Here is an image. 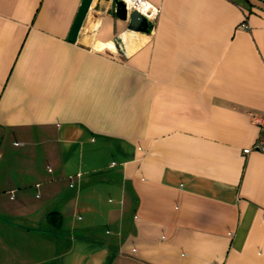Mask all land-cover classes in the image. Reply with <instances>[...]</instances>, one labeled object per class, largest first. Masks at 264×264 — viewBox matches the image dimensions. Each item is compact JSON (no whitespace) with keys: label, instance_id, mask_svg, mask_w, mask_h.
Returning a JSON list of instances; mask_svg holds the SVG:
<instances>
[{"label":"crops","instance_id":"1","mask_svg":"<svg viewBox=\"0 0 264 264\" xmlns=\"http://www.w3.org/2000/svg\"><path fill=\"white\" fill-rule=\"evenodd\" d=\"M82 1L0 0V264H264V0Z\"/></svg>","mask_w":264,"mask_h":264},{"label":"water","instance_id":"2","mask_svg":"<svg viewBox=\"0 0 264 264\" xmlns=\"http://www.w3.org/2000/svg\"><path fill=\"white\" fill-rule=\"evenodd\" d=\"M92 0H83L79 8L75 21L72 25L68 39L76 41L79 31L82 27L84 19L87 15L88 9L91 5ZM112 9L117 18L128 21V28L134 31L151 32L154 23L142 12L136 8L128 9L127 4L124 0H112ZM121 40L116 38L115 44L118 49H121ZM122 52V51H121Z\"/></svg>","mask_w":264,"mask_h":264},{"label":"built area","instance_id":"3","mask_svg":"<svg viewBox=\"0 0 264 264\" xmlns=\"http://www.w3.org/2000/svg\"><path fill=\"white\" fill-rule=\"evenodd\" d=\"M127 4L128 9L136 8L140 12L144 13L152 22L158 15L159 9L157 6L148 2L147 0H124ZM247 28L248 25L245 24ZM252 120L261 128V134L257 140L249 147L244 149L246 154L252 151H263L264 152V116L258 114H252Z\"/></svg>","mask_w":264,"mask_h":264}]
</instances>
